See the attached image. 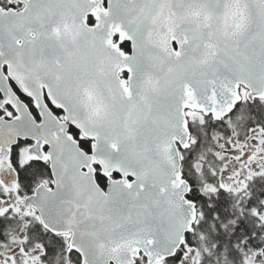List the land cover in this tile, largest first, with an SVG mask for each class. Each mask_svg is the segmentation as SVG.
I'll return each instance as SVG.
<instances>
[{
    "label": "snow or ice",
    "instance_id": "snow-or-ice-1",
    "mask_svg": "<svg viewBox=\"0 0 264 264\" xmlns=\"http://www.w3.org/2000/svg\"><path fill=\"white\" fill-rule=\"evenodd\" d=\"M0 264H264V0H0Z\"/></svg>",
    "mask_w": 264,
    "mask_h": 264
}]
</instances>
